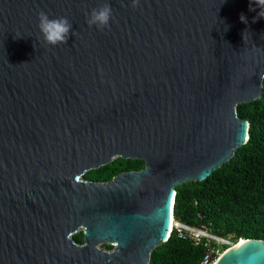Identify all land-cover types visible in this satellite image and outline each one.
I'll list each match as a JSON object with an SVG mask.
<instances>
[{"label":"water","instance_id":"1","mask_svg":"<svg viewBox=\"0 0 264 264\" xmlns=\"http://www.w3.org/2000/svg\"><path fill=\"white\" fill-rule=\"evenodd\" d=\"M106 3L109 26H90ZM41 11L68 18L67 43L44 41ZM262 11L254 0H0V264H150L176 188L248 140L237 106L263 93ZM117 157L144 166L84 178ZM240 239L214 264H264V240Z\"/></svg>","mask_w":264,"mask_h":264},{"label":"trees","instance_id":"2","mask_svg":"<svg viewBox=\"0 0 264 264\" xmlns=\"http://www.w3.org/2000/svg\"><path fill=\"white\" fill-rule=\"evenodd\" d=\"M237 114L249 122L247 142L206 180L178 186L173 216L182 222L200 223L237 242L240 238L264 240V80L261 98L238 104ZM143 166L142 160L117 157L84 178L107 181L121 171ZM73 239L82 243V231ZM203 253L201 242L179 237L173 230L168 240L153 250L150 264H199Z\"/></svg>","mask_w":264,"mask_h":264},{"label":"clouds","instance_id":"3","mask_svg":"<svg viewBox=\"0 0 264 264\" xmlns=\"http://www.w3.org/2000/svg\"><path fill=\"white\" fill-rule=\"evenodd\" d=\"M254 2L257 7L264 10V0H254ZM131 3L135 7L139 3V0H131ZM250 10L254 11L255 9L250 7ZM258 16L264 17V11ZM111 17V6L106 3L102 7L93 9L90 12L87 23L90 26L95 25L97 28L103 29L109 26ZM38 28L44 41L49 45L55 46L67 43L72 33L73 25L67 17L50 18L47 13L41 11L38 13Z\"/></svg>","mask_w":264,"mask_h":264},{"label":"built area","instance_id":"4","mask_svg":"<svg viewBox=\"0 0 264 264\" xmlns=\"http://www.w3.org/2000/svg\"><path fill=\"white\" fill-rule=\"evenodd\" d=\"M173 225L170 232L176 231L179 237H188L195 243H202L204 253L199 264H214L221 252L234 244L229 237L221 236L210 231L206 226L200 229L194 223L182 222L172 215Z\"/></svg>","mask_w":264,"mask_h":264},{"label":"bare ground","instance_id":"5","mask_svg":"<svg viewBox=\"0 0 264 264\" xmlns=\"http://www.w3.org/2000/svg\"><path fill=\"white\" fill-rule=\"evenodd\" d=\"M172 225H173V218H172V216H171V218H170V224H169V231H170V229L172 228ZM242 239V238H241ZM240 239V240H241ZM239 240V241H240ZM234 246V245H233Z\"/></svg>","mask_w":264,"mask_h":264},{"label":"rangeland","instance_id":"6","mask_svg":"<svg viewBox=\"0 0 264 264\" xmlns=\"http://www.w3.org/2000/svg\"><path fill=\"white\" fill-rule=\"evenodd\" d=\"M225 237H229V238L233 241V239H232L230 236H225ZM236 242H237V241H235L234 244H235ZM100 246H101V245H100Z\"/></svg>","mask_w":264,"mask_h":264},{"label":"flooded vegetation","instance_id":"7","mask_svg":"<svg viewBox=\"0 0 264 264\" xmlns=\"http://www.w3.org/2000/svg\"><path fill=\"white\" fill-rule=\"evenodd\" d=\"M95 181V180H94Z\"/></svg>","mask_w":264,"mask_h":264}]
</instances>
